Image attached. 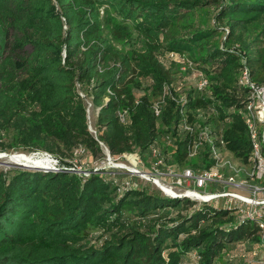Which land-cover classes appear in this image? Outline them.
Masks as SVG:
<instances>
[{
    "label": "trees",
    "instance_id": "trees-1",
    "mask_svg": "<svg viewBox=\"0 0 264 264\" xmlns=\"http://www.w3.org/2000/svg\"><path fill=\"white\" fill-rule=\"evenodd\" d=\"M208 8L216 28L183 33ZM132 34L152 44L132 55L119 50L116 43ZM155 44L187 57L209 79L207 91L184 85L180 94L179 73L170 72ZM244 68L254 83L264 82V0H0V131L13 130L22 147L64 155L82 147L97 156L103 143L112 156L148 158L149 147L169 134L168 163L210 168L206 151L187 159L191 137L178 134L180 108H187L190 122L220 130L224 148L247 163ZM19 79H30V92H21ZM80 88L99 108L96 135ZM197 109L209 119H199ZM122 181L108 172L1 171L0 264H186L191 253L196 264H234V242L264 245L259 226L240 223L237 209L195 207L142 184L120 190ZM90 229L108 237L93 245Z\"/></svg>",
    "mask_w": 264,
    "mask_h": 264
},
{
    "label": "built area",
    "instance_id": "built-area-1",
    "mask_svg": "<svg viewBox=\"0 0 264 264\" xmlns=\"http://www.w3.org/2000/svg\"><path fill=\"white\" fill-rule=\"evenodd\" d=\"M167 55L169 63L174 61L184 63L188 59L173 52ZM183 67L188 73L189 70L191 71L189 75L195 74L197 77V82L192 87L199 92H206L210 85L207 76L196 70L189 59L187 65H183ZM239 84L247 87L250 93L249 101L241 111L252 147V154L247 163L238 161L233 154L224 148V140L220 130L215 131L209 124L202 125L198 119L190 122L187 108H180L181 120L178 134L184 133L191 137L186 146L187 159L193 160L202 151H206L209 158L213 160V166L194 169L189 166L180 167L177 164L168 163L167 158L170 157L169 149L172 145V137L168 134L161 142L156 140L148 149L147 163L151 160V172L141 170L145 165L141 155L137 164L138 167L132 168L125 164L124 166L123 164L110 166L111 168L107 170L108 173L123 176L120 190L131 186L139 187L133 179L126 177V174L130 175L129 173L134 176L138 175L143 180L154 181L161 187L160 182L151 176L161 172V175H166L171 179V183L164 186L179 193L178 196H173L161 187L163 193L168 197L189 199L198 202L199 206L208 204L222 209H237L240 223L245 221L255 223L264 233V82L262 84L254 83L250 79L248 69L244 68L241 71ZM181 86L177 84L176 87L180 94L185 89L184 85ZM179 89L181 90L179 91ZM167 93L171 94L169 89L165 94ZM159 103L157 102L153 107L156 116H159L161 111L158 107ZM205 110L215 112L214 108H205ZM204 111L197 109V116L199 119L207 121L209 117ZM127 114V110L120 114L121 121L127 123ZM90 132L94 135L97 133L95 129L93 132L90 130ZM100 144L104 146L103 143ZM206 144L207 148L205 149ZM104 148L106 147L104 146ZM167 148L168 154L167 151H164ZM79 150L80 153L85 152L82 147Z\"/></svg>",
    "mask_w": 264,
    "mask_h": 264
},
{
    "label": "rangeland",
    "instance_id": "rangeland-1",
    "mask_svg": "<svg viewBox=\"0 0 264 264\" xmlns=\"http://www.w3.org/2000/svg\"><path fill=\"white\" fill-rule=\"evenodd\" d=\"M215 13V10L212 9H204L200 10L195 14V17L188 23L187 28L183 31V33H187L191 30L196 29H206L214 27L215 21L213 19V15ZM216 28V27H214ZM224 35L223 30H217V38L220 40ZM146 44H152L150 40L144 37H138V35L132 34L131 39L126 40L124 42H118L116 43V47L129 54L132 55V52L135 49H143L146 47ZM156 45V44H155ZM157 47V45H156ZM29 51V47L26 48ZM161 57L168 59V53L164 52V49L162 47H157L156 51ZM187 58V57H186ZM187 60L184 63L180 62H168V60L165 62L167 68L169 67L170 72L175 75L176 73H179L177 77L179 78L176 82L178 85H187V88L190 86H193L196 84L197 77L195 74L189 75V73L184 69L183 65H187ZM169 63V64H168ZM176 64L172 65L171 64ZM183 64V65H182ZM169 65V66H168ZM185 70V71H184ZM185 72L184 75L182 72ZM22 80L21 82V92L23 94H27L30 92L29 88L31 81L30 79H19ZM141 84L146 87L150 84L149 79L147 80H141ZM182 87V86H181ZM140 89L137 90V97H140L144 94V91L142 89V86L140 85ZM182 89V88H181ZM179 89V91L181 90ZM79 93L82 96V98L85 100L87 105V117L90 125V130L94 131V125L96 122V118L98 115L99 108L94 107L91 104V96H90V90L88 92L84 91L83 89H79ZM156 100V99H154ZM38 108H29V112H33L34 110H37ZM0 172H11L12 169H28V170H40V171H74L79 175L89 176L92 173H100V172H107L113 165H121L124 164L128 167L134 168V166H137L138 161L140 160V154L137 152H129L126 154H122L120 156H112L110 151L102 145L103 154H98L97 156L92 155H86L85 152L80 153V150L78 147L74 152L73 155L70 152H65L62 154L61 151H56V153H48L43 149L37 148V150L31 149V147H22L18 144L16 140V133L13 130H1L0 131ZM94 134V133H93ZM20 153V154H19ZM24 153V154H23ZM14 155H27V156H36L37 158H48L51 159L49 166L39 168H32L29 167L30 165L16 163L13 161H10V157ZM7 156V158H6ZM3 157V158H2ZM144 166L141 168L144 172H151V160H149V163H147L148 159L146 156L142 157ZM26 165V166H25ZM52 165V166H51ZM32 166V165H31ZM138 167V166H137ZM117 169V168H116ZM165 170V169H164ZM161 172H158L157 174L151 175L156 180H158L161 184L168 186V184L171 183V179L168 178L166 175H161ZM130 175L126 174V177H130L133 179L135 184L146 186L149 191H160L161 195H165L163 191L161 190V187L156 184L154 181H148L143 180L140 177L134 176L133 174L129 173ZM132 175V176H131ZM202 191V190H199ZM168 197V196H167ZM194 206H199L198 202L194 201ZM195 207L191 206L188 207V211L191 212L195 210ZM179 211V210H178ZM182 213H186L185 209L181 210ZM166 213L172 212V215L175 216L176 211H173L172 209H167L165 211ZM238 221V220H237ZM261 232V231H260ZM261 237H264V233L261 232ZM108 237V234H104L99 230L96 229H90L88 232V241L92 243L93 245L98 246L99 241L105 239ZM231 249L234 251V264H264V245L258 246L257 244H253L252 242H246V241H239L234 242L231 246H233ZM236 248V249H235ZM188 260L186 264H196L194 257H192V253L189 255L187 254ZM193 258V260H192Z\"/></svg>",
    "mask_w": 264,
    "mask_h": 264
},
{
    "label": "bare ground",
    "instance_id": "bare-ground-1",
    "mask_svg": "<svg viewBox=\"0 0 264 264\" xmlns=\"http://www.w3.org/2000/svg\"><path fill=\"white\" fill-rule=\"evenodd\" d=\"M6 158H7V156H6ZM48 158H37L36 156H27V155L26 156L25 155H14V156L10 157V161H13V162H16V163H21L22 165L23 164L30 165V166L31 165H35V166H39V167L42 166V167L45 168V167L49 166V163L51 161V159H48ZM160 186L166 192L170 193L173 196H178V194H179L177 191H175V190H173V189H171L169 187L167 188L166 186L162 185L161 183H160Z\"/></svg>",
    "mask_w": 264,
    "mask_h": 264
},
{
    "label": "water",
    "instance_id": "water-1",
    "mask_svg": "<svg viewBox=\"0 0 264 264\" xmlns=\"http://www.w3.org/2000/svg\"><path fill=\"white\" fill-rule=\"evenodd\" d=\"M29 167H32V168H39V166H35V165L29 166Z\"/></svg>",
    "mask_w": 264,
    "mask_h": 264
}]
</instances>
